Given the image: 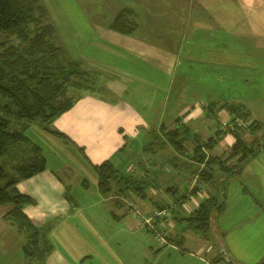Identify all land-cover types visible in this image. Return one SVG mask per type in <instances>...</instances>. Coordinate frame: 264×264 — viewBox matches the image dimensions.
Returning <instances> with one entry per match:
<instances>
[{
  "label": "crops",
  "instance_id": "crops-1",
  "mask_svg": "<svg viewBox=\"0 0 264 264\" xmlns=\"http://www.w3.org/2000/svg\"><path fill=\"white\" fill-rule=\"evenodd\" d=\"M256 1L236 0L238 5L224 6V4H220L221 0H212L210 5L206 1L204 3L203 0H199V3L194 6H178L175 9L173 6H169V12H177L182 8V15L183 13L184 15L177 18L176 14H172L167 22L152 23V32L156 28L163 29L160 32L162 37L158 36L159 42L160 38L164 39V43H162L164 48L160 47V53L151 44L147 46L149 39L144 43L140 37L134 39L133 34L137 29L142 28V25H137L135 31L132 32H114L110 35L114 39L113 41L120 43L122 50L120 59L125 61L123 65L114 64L116 66L114 70L123 72V77H127L123 80L137 84L135 86V91L138 93L136 98L150 101L148 105L146 103L143 105L141 112L152 113L153 110L160 109L161 106L170 108V113L163 114L161 112L158 114L155 120L158 125L156 134L163 141L162 147L168 149L169 153H174L175 150L177 153L179 150V154L177 153L178 156L176 154L175 158H184L187 161L188 154L190 155L195 149L200 151L199 156L206 157L207 154H211L213 157L221 159L220 157L229 155L236 136L230 131L221 133L219 130L223 121L238 115L233 112V109L237 107L248 113V122L256 123L253 134L262 142L261 130L264 124V101L261 99V92H264V3L262 4L258 0L257 4ZM48 2L50 1L46 0V3ZM142 2L144 0L139 2L140 4L129 3L124 6V9L132 11L137 7L153 12L154 6L150 5H154V3L147 1L142 4ZM243 2L246 3L241 7L240 3ZM144 5L148 6L144 7ZM145 30L147 34H152L150 26ZM242 36H246V39ZM175 38L178 40L175 41ZM134 40L145 46L136 49L132 45L135 43ZM174 41L177 46L173 44ZM240 44H246L243 51H240ZM233 54L239 59L248 60L247 73H238L232 70L234 74L232 77L226 76L224 70H220V67L223 69L224 60L228 55L233 59ZM134 56L144 62L150 61V64L145 70L133 71L130 69L132 66L128 61H134ZM181 60L187 62V68L185 63L180 66ZM108 66L111 67L109 64ZM129 77H132L133 81H130ZM225 78L228 81L225 87L228 93L239 91L237 85L241 84L245 87L244 90L247 87L249 94L243 95L242 99L231 104L221 103L219 95L225 91ZM231 78H235L236 83L230 81ZM110 88L117 97H105L103 100L108 105L116 107L121 104L120 94L131 96L129 89L126 90L121 82L112 84ZM162 92L166 93L165 99L162 95L157 101L156 94H162ZM167 94L170 96L168 97ZM192 97L196 99L193 101ZM94 98L95 100H92L95 102L92 104L93 108L96 104L102 109V113H105L106 110L110 113L111 109L108 105L102 103V100L97 97ZM154 100H156V105ZM199 100L202 101L198 102ZM261 103L263 105H260ZM68 112L70 111L65 112L58 119ZM95 116L100 121L102 120L101 123L106 122V115L95 114ZM140 121L143 123L142 120ZM181 127L187 132L184 131L183 134L178 131L176 134L169 132ZM138 129H141V126H138ZM165 129L169 131L164 133ZM152 133L154 131L142 133L141 130L140 136H137V138L145 139L146 146H149L147 150L156 147V143L149 142L155 139V134L152 135ZM165 134L178 136L179 141L176 142L180 143L166 142ZM128 135L132 136L126 129L121 128L118 137L113 136L116 143L119 142L116 149L119 145L120 147L124 146L122 141H126ZM144 135H146L145 138ZM239 135L244 139L246 134L240 132ZM118 151L121 150L118 149ZM128 166H125L124 172ZM166 167L164 173L160 171L163 169L161 164L155 167L151 179L146 175L148 169L145 167L136 169V177L141 178L139 181L152 182L149 186L151 192L148 195L141 193L132 197L133 195L129 196V193L123 194L125 206H122L116 205V198L117 194L124 192L117 193L111 190L103 195L98 190L99 197H96L95 204L103 206L106 204L108 207H104L102 212L94 211L83 214L78 211L77 204L67 197L66 184L48 165L42 172L19 181L14 187L15 190L32 200L34 199L33 204L23 207V212L35 226L48 229L47 237L52 250L47 254L44 264H96L94 260L99 257V264H231L230 260L236 264H261L264 259V247H262L264 226L262 223L257 225H252V223L236 224V217L245 214L244 209L239 206L229 207L228 204L226 205L225 196L222 211L216 215L213 228L210 230L213 233V238L193 231L185 225L184 221L202 202L211 196H216L217 188H213L210 184L199 183L197 172L191 171L187 175L184 173L186 179H183L187 184L184 186V188L186 187L185 193L177 196L175 177L170 175L171 168L168 165ZM213 167V170L221 171L218 165L214 164ZM172 169L176 172L178 170L186 171L185 167L179 169L176 164L172 165ZM263 169L264 150L247 160L241 173L227 177L225 183L229 184L237 177H247V181L252 183L249 178H257L258 170H260V177ZM112 188L114 189V187ZM157 189H159L158 194L155 192ZM245 193L243 190L242 194L245 195ZM198 195H201L202 198L196 199ZM248 197L253 203L255 202L253 196ZM176 199L181 204L175 205L177 207L172 214L173 223L168 220L169 216H167L168 223L165 224L164 231L170 243L165 245L166 249L164 246L159 247L157 243L155 244L145 226L143 227V224L134 218L129 208L133 206L139 210H153L162 208L165 204L173 200L176 201ZM0 208H3L0 211V224L3 225L0 231L8 232L4 228H9V226L12 230L14 228L21 238L20 250L22 253L24 236L16 225L5 219L6 213L12 206L7 204ZM114 208H119L120 211H114ZM226 214L227 216L230 214L229 220L220 221ZM261 219H264V212L261 214ZM178 225L183 226L177 229ZM189 234H194L196 239L193 238L195 243L187 247L186 242ZM190 239L192 240L191 237ZM129 244L135 254L129 253ZM251 251H254L255 255L251 254ZM185 253H187L186 258ZM219 255L222 259L219 258ZM249 257L252 259L251 263L241 261V259ZM262 264H264L263 261Z\"/></svg>",
  "mask_w": 264,
  "mask_h": 264
},
{
  "label": "rangeland",
  "instance_id": "rangeland-1",
  "mask_svg": "<svg viewBox=\"0 0 264 264\" xmlns=\"http://www.w3.org/2000/svg\"><path fill=\"white\" fill-rule=\"evenodd\" d=\"M36 1L44 8L50 23H52L57 30L54 46L52 45L51 47H47V50L50 51V56H55L56 52H58L59 54L57 53V55L66 58V60L63 61L64 59L62 60V58L59 57L61 63H64L67 66V69H73L75 71V76L71 78V82L68 86V95L73 98L74 104L69 110L70 112L62 116V118H57L51 124L46 126L39 120L32 122L19 120L12 113L10 101L0 96V117L7 118L9 120L10 131L17 130L24 132V135L28 137L31 143L42 149L43 155L46 159V165H48L50 169H53L58 178L66 184L67 197H70L73 203L77 204V207L79 208L78 211L80 213L83 214L94 211L102 212L104 207H108L106 204L104 206L102 204H95L97 202L95 201L96 197H99L98 177L94 170L95 164H100L103 161H109L118 170V173L114 176V179H112L110 183H112V187H114L112 190L115 192H124L122 194H117V198L115 197L116 205L125 206L123 203L125 200L122 198L123 194L129 193V196L133 195L132 197H135V194L140 195L143 193V195H148V193L151 192V188H149V186L152 182L139 181L141 178L136 177V169L145 167L149 170L146 175L149 179H151L154 175L155 167L161 164L163 169L160 171L164 173V169L167 168L166 166L168 165L171 168L170 175L175 177L174 180L176 181L174 184L177 188V196H179L185 193L186 187L184 188V186H187V184L184 179H186V175L191 171H196V174H198L201 169H204L208 166V163L211 162L216 166L218 165V168L221 170L220 172L214 170L217 179L215 186H217L218 190V187L224 183L225 196L227 200L226 205L228 204L229 207L239 206L244 209L243 211L245 214L236 217V224L252 223V225H257L262 223V226H264V219H261V214L264 212V169L262 170L263 172L260 173L261 178L259 177L260 170L257 171V178H249L252 183L247 181V177H237L229 184H226L225 182L227 176L230 174L229 172H234L235 170L237 171V167L240 166L239 161L234 158L230 160L229 155L220 157L221 159L213 157L211 154H207L208 156L206 157L202 155L199 156L198 153H200V151L195 149V151L192 150L194 152H191L190 155L188 154L187 161L184 158H175L174 156H176L177 153L179 154V150L177 153L176 150L174 153H169L168 149L162 147L163 141L162 139H159L156 134L158 133V125L155 120L157 119L158 114L161 112L163 114L166 112L170 113V108L167 106H161L160 109L156 108L152 111V113L147 111L142 113L141 110L143 105L145 103L148 105L150 101L148 99L142 100L139 97L136 98V96H138V93L135 91V86H137V84H132L131 82L123 80L127 78L123 77V72L114 70L116 68L114 64L123 65L125 61L120 59V54H122L120 43L113 41L114 39H112V36L110 37V35L114 32L119 33L120 31L132 32L135 31L137 25H142L143 27L137 29L133 34V37H135L134 39L140 37L144 40L142 43L149 39L147 46L151 44L153 48L158 49L157 52L160 53V47L164 48V45L162 44L164 43V39L160 38L161 44H159L160 42L158 41V36L162 37L160 32L163 29L156 28L152 32V23L167 22L171 18L172 14H176L177 18H181L184 15V13L182 15V8L178 9L179 11L177 12H169V6H173V9L178 6H194L199 3V0H144L142 4L147 1L148 3H154V5H150L154 6L153 12L137 7H135L136 10L133 9L132 11L124 9V6H127L129 3L140 4L139 2L142 0H133V2L132 0H49L50 2L48 3H46V0ZM203 1L204 3L206 1L208 5L212 3V0ZM256 2L258 4V0ZM260 2L263 4L264 0H260ZM244 3L246 2L240 3V6L242 7ZM55 4H58V6H55ZM220 4H224V6L232 4L238 5L236 0H221ZM145 6L148 5H144V7ZM149 26L152 34H147V31L145 30ZM243 37L246 39V36H242V38ZM0 40H3V43L14 45L18 44V40L14 37L3 36ZM177 40L178 38H175V41ZM175 41L173 44L177 46ZM134 42L135 43H132V45L136 49L145 46L142 43L137 42V40H134ZM239 47H241L240 51H243L246 44H240ZM232 56L233 59H231L228 55L227 59L224 60L223 69L220 67V70H224L226 76L229 75L232 77L234 76L232 70L238 73H247L249 68L248 60L239 59L234 56V54ZM134 58V61H128L132 66L130 69L133 71L145 70L150 64V61L144 62V60H140L136 56H134ZM184 63L185 62L181 60L180 66H183ZM186 63L184 64L185 67L187 65ZM108 64L112 68L109 67ZM129 80L133 81L132 77H129ZM229 80L236 83V81H234L236 80L235 78H231ZM116 82H121L126 90L129 89L131 96L120 94L121 104L114 107L105 103L103 99L105 97H117V95H115L113 90L110 88L111 85ZM226 82L228 81L225 78L224 88L226 87ZM237 87L239 91L236 93H228L227 88H225V91L219 95V101L221 103L231 104L239 99H242L243 95L249 94L247 87L245 90V87L241 84L239 86L237 85ZM165 94V92H162V94L157 93L156 100L158 101L162 95L163 99H165ZM99 96L100 98H98ZM169 96L170 95H168V97ZM94 97H97V99L102 100V103L108 105L111 109L110 113H108L107 110L105 113H102V109L96 104L93 108L92 104L95 102H92V100H95ZM192 99L194 101L196 98L192 97ZM261 99L264 101V92H261ZM156 100H154L155 105ZM201 101L202 100H199L198 102ZM260 105H263V103ZM95 114L106 115V122L104 124L101 123L102 120L100 121L96 118ZM140 115L141 117H139ZM140 120H142L143 123H141ZM136 121H138V123H136ZM138 126H141V129H138ZM121 128L126 129V131L128 133L130 132L132 136L128 135L126 141H122L124 146L120 147L119 145L116 149V145L118 146L119 142L116 143L113 136L118 137V133ZM236 129H239L240 131L242 129L244 130L242 132L246 134L244 135V139L241 137L243 139L241 142L246 145L242 146L243 148L241 149V153L248 157V160L264 150V124L261 130L263 134L262 142L253 134V131L246 129L245 126H238ZM141 130L142 133L154 131L152 135L155 134V139L149 141L153 142V144L156 143V147L154 149L147 150V147L149 146H146L147 142L145 139H142L141 137L137 138V136H140ZM50 131L67 135L71 139V142H67L54 136L50 133ZM167 131L169 130L165 129L164 133ZM184 131L187 132L185 129L179 132L183 134ZM176 132L177 131H174L172 133L176 134ZM226 133H229V131H226ZM145 137L146 135H144V138ZM164 137L166 142L168 141L173 143L175 141V143H180L176 142L179 141L178 136H168L165 134ZM118 149L121 151H118ZM16 161L17 160L12 158L10 162L8 161L7 167L9 168V166L16 163ZM173 164H176L179 169L185 167L186 171H174L172 169ZM126 165L129 166L127 167L126 172H124ZM124 173H126V176ZM243 190H245L247 194H242ZM155 192L158 194L159 189ZM156 193L154 194L156 195ZM250 195L253 196L255 201L254 203L251 198L248 197ZM199 198H202V196L198 195L196 199ZM37 201L39 202V200ZM179 203L180 201L176 199V201L173 200L168 204H165L162 208H156L153 210L168 208V220L173 223L172 214L175 212L174 209L176 210L177 206L175 205H178ZM170 206H172V208H169ZM1 209L3 208H0V211H2ZM153 210H139L133 206L129 208L130 212L132 211V213L137 212L141 214L150 213ZM256 210L259 211L256 212ZM114 211H120V209L114 208ZM230 214L229 216L226 214L222 217L223 220H219H229L231 217ZM216 215L212 220L213 222L211 224V228H213ZM166 220L167 218L164 220L163 224L168 223V220ZM216 222L219 223L218 220H216ZM184 223L190 229L193 228L192 230L195 231L194 227L186 220ZM1 226L3 225L0 224V229L2 228ZM144 226L145 225H143V227ZM182 226L178 225L177 229H180ZM10 227L11 226H9V228H4L7 229L8 232L0 231V264H26L27 261L23 258L20 250L21 238L14 231V228L12 230ZM145 229L156 244L157 241L154 238V234L148 230L146 226ZM163 234H165L166 237V232H163ZM206 236L208 238H213L212 231L208 232ZM193 238L196 239V236H194V234H189L186 242L187 247L195 243ZM255 241L256 238L254 242ZM166 242L167 244L170 243L168 236L166 237ZM157 246L162 247L158 243ZM262 247H264V244H262ZM128 248H130L128 250L130 251L129 253L133 252L135 254L133 249H131L130 244L128 245ZM251 254L255 255L254 251H251ZM184 256L186 258L187 253H185ZM99 258H96V261L94 260L96 264H99ZM219 258L222 259L220 255ZM245 259H241V261L249 263L252 262L251 257ZM262 261L264 262V259ZM33 264H37V262L35 261Z\"/></svg>",
  "mask_w": 264,
  "mask_h": 264
},
{
  "label": "trees",
  "instance_id": "trees-1",
  "mask_svg": "<svg viewBox=\"0 0 264 264\" xmlns=\"http://www.w3.org/2000/svg\"><path fill=\"white\" fill-rule=\"evenodd\" d=\"M56 35L57 30L36 0H0V38L7 36L18 40L17 45L0 40V96L10 101L12 113L19 120H39L48 126L69 111L74 104L73 98L68 95V86L71 78L75 76V71L67 69V66L61 63L60 58L64 59L63 61L66 58L57 55L58 52L55 56H50V51L47 50V47L54 46ZM233 112L248 122L249 115L245 110L237 107ZM9 125L7 118L0 117V206H12L5 219L16 225L23 234L22 253L27 263L33 264L36 261L37 264H44L47 254L52 250L47 237L48 229L37 227L30 221L23 212V207L33 204V200L18 193L14 187L19 181L45 170L46 159L42 149L31 143L24 132L10 131ZM255 126L254 121L248 122L246 129L254 131ZM182 130L181 127L173 129L172 132ZM242 131L244 130L231 131L236 139L229 159L239 161L240 166L237 171L229 172L227 177L240 174L248 160V157L241 153L242 146H246L239 136ZM50 133L71 142L65 134L54 131ZM10 158L17 161L8 168ZM209 163L198 173V181L217 188L214 164ZM94 170L98 177L99 192L103 195L109 193L113 186L110 181L118 170L109 161L95 164ZM217 191L218 195L206 199L186 218L194 230L202 235L210 232L214 216L223 208L224 183Z\"/></svg>",
  "mask_w": 264,
  "mask_h": 264
},
{
  "label": "built area",
  "instance_id": "built-area-1",
  "mask_svg": "<svg viewBox=\"0 0 264 264\" xmlns=\"http://www.w3.org/2000/svg\"><path fill=\"white\" fill-rule=\"evenodd\" d=\"M248 123L243 120L239 115H235L233 118L227 121H223L220 125L219 132L225 133L226 131H233L238 126H247ZM169 208H172L170 206ZM168 208L153 210L150 213L141 214L137 212H133V216L137 219L141 224L145 225L148 230H150L154 234V238L160 246L167 245L165 234H163L165 229V224H163L164 220L168 216Z\"/></svg>",
  "mask_w": 264,
  "mask_h": 264
},
{
  "label": "water",
  "instance_id": "water-1",
  "mask_svg": "<svg viewBox=\"0 0 264 264\" xmlns=\"http://www.w3.org/2000/svg\"><path fill=\"white\" fill-rule=\"evenodd\" d=\"M230 263H231V264H236L234 261H231V260H230Z\"/></svg>",
  "mask_w": 264,
  "mask_h": 264
}]
</instances>
